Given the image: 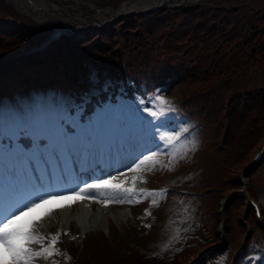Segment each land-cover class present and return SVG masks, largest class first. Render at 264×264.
<instances>
[{
    "label": "trees",
    "instance_id": "obj_1",
    "mask_svg": "<svg viewBox=\"0 0 264 264\" xmlns=\"http://www.w3.org/2000/svg\"><path fill=\"white\" fill-rule=\"evenodd\" d=\"M51 32V27L0 0V95L19 88L28 91L34 85L58 84L64 94L75 90L73 102L87 97L86 107L91 111L103 101H115L121 87L128 96L149 97L157 88L171 94L182 83L191 82V94L186 96L191 114L199 110L204 115H220L224 131L243 122L255 129L264 125V0H198L161 6L123 16L81 35L63 33L43 49L26 52ZM91 68L96 70L95 78L78 86L67 71L89 72ZM54 92L58 94L57 89ZM178 111L181 115L182 106ZM229 156L232 160L234 153ZM262 161L264 158L252 167L245 162L238 165L249 193H253L250 174ZM237 181L236 174L233 182ZM243 195L230 189L223 211L226 231L242 232V242L234 245V240L226 237L215 247L208 245L205 264L223 251L226 257L232 255L227 264H248L250 257L263 251L259 245L264 241V225L256 221L251 206L240 207ZM237 205L238 229H234L230 214L231 207ZM212 212L216 219L208 220L202 209L206 231L203 226L197 229L200 236H193L196 247L218 238L215 229L220 213L215 207Z\"/></svg>",
    "mask_w": 264,
    "mask_h": 264
},
{
    "label": "rangeland",
    "instance_id": "obj_2",
    "mask_svg": "<svg viewBox=\"0 0 264 264\" xmlns=\"http://www.w3.org/2000/svg\"><path fill=\"white\" fill-rule=\"evenodd\" d=\"M102 1L108 3V5H118L120 9L131 0H64L63 4H65L69 10H77L79 12L80 7L82 9H87L89 7L87 9L89 13L95 15H109L111 9L102 6ZM183 1L191 2L192 0ZM158 3L160 4L163 2L161 1ZM152 6H154V4L146 1L145 3L138 4L136 7L128 8L127 10L149 9ZM48 12L49 13L41 15V19L46 18L45 20L47 21L44 22L48 23L49 26H53V23L51 24L48 20V15H52L59 23L63 22L60 28H66L67 31L84 28L94 25V23L97 22L93 19V15H88L89 18L84 15L80 16V18L84 20V23H87L83 24L78 22L73 23V17L67 16L64 13L51 10ZM32 15L39 18L35 14ZM53 27V29H58L55 25ZM67 71L72 76V82L77 86L83 85L85 79L87 80L89 77L95 78L96 76V70L93 68H91L89 72L75 70ZM63 75L68 77L64 72ZM192 86L193 83L191 82L182 83L170 95L163 93L160 88L155 90V93L159 90V94L162 95L164 99L170 101L176 111L181 108V106L182 110H184L181 112L179 117L180 123L177 124V127H188L189 131L185 135L189 137L194 136L195 138V146L189 142L179 149L181 153L186 154V158L178 159V162L173 163L169 155H161L158 158L160 163L169 165L172 168L171 171L167 170V168L161 169L158 165L153 172L138 174L142 176L143 180L146 182L137 179L135 188H137L138 195L134 198L133 203L125 202V204H123L112 202L109 203L108 206H105L104 201L111 200L114 194L110 190H101L98 192L95 199L90 201V205L88 204L91 206V209L120 208L126 212V218L119 220L110 218V225L108 222L104 226L97 227L96 230L90 229L86 234H82L80 225L75 219V216H73L77 208H79L78 202L75 201L71 203L69 207L72 214L70 216L71 218H63L58 206L45 205L44 208H42L43 211L41 210L44 215L48 209L55 210L51 215L46 216L36 225V231L45 237L44 246L50 243L52 236H59V241L56 244L59 255H54L47 259L48 263L197 264L198 262L204 261L202 264H205L203 257L204 251L208 248V245L211 244V247H215L226 237L232 238L234 240V245H238L242 242V238L244 237L242 232L233 230L226 231L223 211L227 205L229 190L232 188L244 194L243 205L240 206L241 208H246L248 206L247 198L250 196L258 202L261 210L264 211V161H262L250 174V183L253 193L247 192V181L244 180L242 171L238 170L243 162H245V166L252 167V165L263 160L262 158L260 161L254 163L253 156L260 150L264 141V125H262L263 127L260 126L255 129L256 126L252 124L250 125V129L248 123L243 122L239 126L234 125L227 131H224L221 128L223 123H221L222 117L220 115H204L200 113L199 110H194V115L193 113L191 114L190 111L192 107L188 106V103H186V96L191 94L189 91L192 89ZM50 87L51 86H47L46 88ZM19 90H21L18 92L19 95L16 93L17 90H12L9 93V98L0 95V109L5 107L6 109L12 108L15 111L19 109L21 104L18 101V96L26 100L27 96L25 94L28 93L26 89ZM71 91L74 92L75 90L71 89ZM30 92V101L33 102L36 111L38 99L41 106L46 105L48 107V102L52 103L56 97L53 89L40 91L36 87H30ZM59 96L60 95L57 97L59 98ZM140 98L143 97L137 96L132 100L120 94L109 110H107V107L110 106L108 102L105 103L103 108L99 109L98 112L102 114V118L106 121L104 123L109 124V138H111V130L114 126H116L117 136L119 137L121 133L125 135L131 132V135H129L130 142L134 137L135 141L142 138L143 127L142 124L141 126L138 125L141 123L138 118L141 114L137 111L138 107H140L137 104V100ZM143 107L152 108L153 105L148 106L144 103ZM100 110L106 112L103 113ZM175 112L167 113V115L174 118L173 113ZM143 115L147 116V113H143ZM125 116L127 117L126 120ZM114 118H116V120L113 121ZM71 119L78 123L79 114H73ZM92 119L93 118L89 116L83 119V121H80L87 132L88 125L89 123L91 124ZM170 124H172V121L169 122V125ZM91 128L92 127H90V129ZM137 130L140 135L137 134ZM99 141H101V135ZM135 141H133V143H135ZM127 142V140L123 139L119 144L114 143V153L119 149L121 144L126 145ZM4 151L5 148L0 150L1 157ZM245 152H249L247 157L241 155ZM231 153H234V158L232 160L229 156ZM134 159L135 157L131 156L126 165L110 172L111 175L116 174L118 170L128 172L127 177L119 176L114 183H122L127 179L125 187L133 186L132 176L137 174L128 171V168L133 164ZM118 162L123 163L125 160H122L121 156ZM6 163L5 160L4 163L2 161V168H4L3 164L6 165ZM110 174H104L101 177H107ZM236 174L238 175V181L234 183L233 181L235 180ZM16 175L19 176L18 174ZM4 177L6 179L8 173H5ZM238 182L244 185L242 187L237 186ZM138 189L154 192L167 190V196L166 198H161L159 196L141 197L139 195L140 190ZM23 193H25V191H23ZM216 197L217 201L215 202ZM99 199H101V201L98 202L97 200ZM153 199L157 201V206H153ZM136 200H139V202H135ZM8 204L9 203L0 200V209ZM213 207L220 213L215 229L217 230L218 238L210 240L212 243L205 242L206 244L204 246L196 247L197 243L193 240V236H200V232L197 229L199 226H203V230L206 231V226L204 225L205 220L202 217V209L207 213L208 220H214L216 219V214L212 212ZM238 207L239 205L231 207V226L234 229H238ZM39 210L40 209L32 213V216L42 217ZM208 232L209 231H207V233ZM209 237H211V235ZM32 247L33 249L40 248V245H32ZM194 247H196V249ZM223 252L220 253L221 255L218 254L216 257L220 256L211 264H221V262L222 264L228 263L232 255L231 257H226L225 254H222ZM216 257L209 259L206 264ZM178 259L181 260L179 263L176 262ZM62 261L65 262L61 263ZM34 264H38L36 260Z\"/></svg>",
    "mask_w": 264,
    "mask_h": 264
},
{
    "label": "snow or ice",
    "instance_id": "obj_3",
    "mask_svg": "<svg viewBox=\"0 0 264 264\" xmlns=\"http://www.w3.org/2000/svg\"><path fill=\"white\" fill-rule=\"evenodd\" d=\"M146 102L152 104L153 107L144 108L143 105ZM137 104L140 106L137 111L141 114L138 118L143 127V136L135 143L121 144L115 151L118 156L127 154L135 157L133 164L128 168V171L137 174L132 176L133 186L125 187L127 179L122 183H114L119 176L127 177L128 175L127 171L119 170L114 175L110 174L94 181H84L82 184L76 183L75 186L64 185L62 178L49 180L48 177H42L34 181L24 194L0 209V264H34L37 259L47 260L54 255H59L56 249L59 236H52L50 243L44 246L45 237L36 231V225L55 210L48 209L45 216L42 217L32 216V213L44 208L45 205L65 200L73 202L81 199L94 200L96 194L101 190H110L114 194L111 200L104 201L105 206L112 202L133 203L134 198L138 195L135 188L137 179L146 182L138 174L153 172L158 165L161 169L167 168L171 171L172 168L169 165L160 163L158 158L161 155H169L173 163L178 162V159L186 158V154L181 153L179 149L189 142L195 146V138L185 135L189 131L188 127H169V122L173 117L168 116L167 113L176 111L172 103L164 99L157 90L147 98V101L143 98L138 99ZM143 113H147V116H144ZM64 121V116H58L51 120L43 116L33 118L17 116L9 130L10 135L7 137L17 141L12 145V151L21 156L24 161L35 159L42 152L53 154L56 151H67L81 155L90 153L91 147L87 138L82 134L84 125L72 120L74 128H66ZM96 125L89 124L90 127ZM5 138L6 129L3 134V139L5 140ZM28 138H31L30 144L24 142ZM45 141L47 143L42 149L40 145ZM25 149H30V151L25 152ZM17 171L20 180L23 181L24 177L19 169ZM139 195L141 197L166 198L167 190L154 192L142 189ZM135 202H139V200ZM152 204L157 206V201L153 199ZM70 206L59 205L60 208ZM32 245H40V250L35 251ZM249 259L251 264H256V261L264 264V251Z\"/></svg>",
    "mask_w": 264,
    "mask_h": 264
},
{
    "label": "bare ground",
    "instance_id": "obj_4",
    "mask_svg": "<svg viewBox=\"0 0 264 264\" xmlns=\"http://www.w3.org/2000/svg\"><path fill=\"white\" fill-rule=\"evenodd\" d=\"M12 1L16 2L18 5H21L23 7V9H25L27 12L35 14L40 18H41V15H43L45 13H49L48 11H50V10L58 12V13H64L67 16L73 17V23L78 22V23L85 24L84 20L80 18V16H82V15L89 18L87 13H82V14L74 13V14H72V13L66 11L65 8L58 6V4L54 3V1H52V0H12ZM146 1L150 2L151 4H156V3L161 2V1H181V0H131L128 3H126L125 5H123L122 9L134 8L138 4L145 3ZM48 16H49V19H48L49 22L53 23L58 28L62 27L61 24L63 22L59 23V21H56V19L52 15H48ZM98 16L101 17L100 14ZM42 19L45 20L46 18H42ZM93 19H95L96 21H99L100 23L104 20V18H102V17L100 19H98L97 17H94ZM90 157H93V156H90ZM130 157L131 156L124 154L123 159L125 160V162L118 164L117 168H121L124 165H126L127 162L129 161ZM84 162H83V164H84ZM30 171L34 172L35 170L30 169ZM138 190H140V189H138ZM77 201L79 202V200H77ZM83 202H85L84 199H81L79 204L83 203ZM71 203H73V201L65 200V201H56V202H53L49 205H54V206H59L61 204L71 205ZM88 204L90 205V203H88ZM62 209H64V210H62V213H61L63 218H65V217L68 218L72 215L70 210H68V208L66 209L65 207H63ZM41 210L43 211V209L41 208L39 210L41 215L45 216ZM74 214H75V217L77 216V218L79 219V222L81 225V231L83 234L87 233L88 230H90V229L104 226L108 222H109L108 224L110 225V221H109L110 218H113L115 220L126 218V212L120 208L99 209V210H97V212L89 213L88 209L84 208L82 205H79V208H77V211Z\"/></svg>",
    "mask_w": 264,
    "mask_h": 264
},
{
    "label": "water",
    "instance_id": "obj_5",
    "mask_svg": "<svg viewBox=\"0 0 264 264\" xmlns=\"http://www.w3.org/2000/svg\"><path fill=\"white\" fill-rule=\"evenodd\" d=\"M7 1H9L10 3H12V4H14V5H16V6H19V7H21V8H23L21 5H18L16 2H14V1H12V0H7ZM163 3H160V4H162V5H175V4H178V3H181V2H183V0H181V1H162ZM159 4V3H158ZM158 4H154V6H152L151 8H149V9H145V10H136V11H134V10H128V11H126V12H123L124 14H127V13H142V12H145V11H150V10H152V9H154L155 7H157L158 6ZM159 4V5H160Z\"/></svg>",
    "mask_w": 264,
    "mask_h": 264
}]
</instances>
